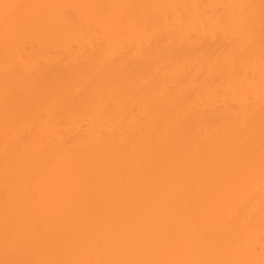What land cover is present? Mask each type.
I'll return each instance as SVG.
<instances>
[{
  "label": "bare ground",
  "instance_id": "obj_1",
  "mask_svg": "<svg viewBox=\"0 0 264 264\" xmlns=\"http://www.w3.org/2000/svg\"><path fill=\"white\" fill-rule=\"evenodd\" d=\"M0 3V264H264V0Z\"/></svg>",
  "mask_w": 264,
  "mask_h": 264
},
{
  "label": "snow or ice",
  "instance_id": "obj_2",
  "mask_svg": "<svg viewBox=\"0 0 264 264\" xmlns=\"http://www.w3.org/2000/svg\"><path fill=\"white\" fill-rule=\"evenodd\" d=\"M17 7L19 6L14 5V4H9V3H0V9H2L3 15L6 20L11 16L12 11L16 9Z\"/></svg>",
  "mask_w": 264,
  "mask_h": 264
}]
</instances>
